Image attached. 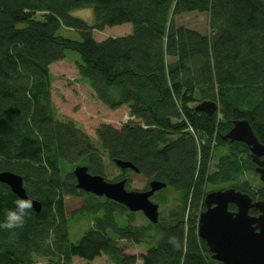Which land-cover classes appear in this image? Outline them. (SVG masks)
<instances>
[{"label": "trees", "instance_id": "obj_1", "mask_svg": "<svg viewBox=\"0 0 264 264\" xmlns=\"http://www.w3.org/2000/svg\"><path fill=\"white\" fill-rule=\"evenodd\" d=\"M82 7L92 8L93 24L71 15ZM195 11L208 13L206 33L176 24ZM125 23V35L93 38V30ZM66 50L79 54V79L95 97L109 109L127 106L132 120L101 123L93 140L58 116L50 66ZM204 100L217 104L212 115L195 109ZM239 119L264 144V0H0V172L20 175L40 203L22 227L0 229V264L101 254L112 264H222L197 232L205 195L231 187L264 201V183L245 177L257 175L248 147L221 138ZM116 159L136 167L143 190L151 180L166 184L153 194L157 222L76 188L74 166L105 178ZM122 171L113 181L134 172ZM67 197H81V206L69 213ZM17 198L0 182V220ZM79 219L89 225L72 242L69 224ZM120 241L147 248L128 254Z\"/></svg>", "mask_w": 264, "mask_h": 264}, {"label": "water", "instance_id": "obj_2", "mask_svg": "<svg viewBox=\"0 0 264 264\" xmlns=\"http://www.w3.org/2000/svg\"><path fill=\"white\" fill-rule=\"evenodd\" d=\"M195 109L212 115L217 104L212 100H204ZM221 138L232 142L239 141L248 147L250 158L256 164L254 171L264 183V144L257 140L248 121H233L231 128ZM114 163L121 170L129 168L137 171L130 161L116 159ZM72 174L76 188L118 202L131 212H142L150 222L158 221L159 205L151 197L165 187L164 182L151 180L146 190H127V178L108 181L101 175L89 173L83 165L74 166ZM0 182L6 184L19 198H29L20 175L1 171ZM32 200L33 209L38 212L40 203ZM230 204L236 209L229 210ZM204 205L205 209L198 218L197 232L213 260L222 264H264L263 200H255L248 193L228 187L208 192L204 197ZM251 208L256 209L258 214L251 215Z\"/></svg>", "mask_w": 264, "mask_h": 264}, {"label": "rangeland", "instance_id": "obj_3", "mask_svg": "<svg viewBox=\"0 0 264 264\" xmlns=\"http://www.w3.org/2000/svg\"><path fill=\"white\" fill-rule=\"evenodd\" d=\"M71 15L84 20L88 25L93 24L94 16L91 7L77 8L71 11ZM177 25L195 29L201 33L207 32L208 13L206 12H188L178 15L175 19ZM131 30V24L125 23L105 27L103 30H93V38L101 41L108 37H118L125 35ZM59 33L63 36L70 37L75 40L82 38L81 33L67 27H61ZM66 56L63 60L52 63L50 71L51 80V95L58 116L63 120H71L95 140V130L101 123L110 124L113 127L119 128L122 124L132 117L128 113L127 106H121L116 109H109L103 105L94 95L90 87L79 79L75 61L79 60V54L72 50H66ZM224 153V152H223ZM122 170L115 164H107L105 167V180L113 181L115 177L122 174ZM254 185H260L261 181L257 175L246 174L245 176ZM128 182L125 188L127 190H143L146 186L145 178L134 172L128 174ZM153 201L155 195L151 197ZM83 199L81 197H67V210L71 211L79 208ZM162 207L161 205H159ZM143 218L140 214L137 215L136 223H142ZM89 221L86 219L77 220V224H69V236L72 242H76L86 228ZM123 246L124 252L128 254L144 253L147 244L140 245L131 244L124 241L119 242ZM36 264H45V259L37 258ZM73 264H112L106 255L101 254L92 261H86L80 258H73ZM135 264H142L140 259H137Z\"/></svg>", "mask_w": 264, "mask_h": 264}, {"label": "clouds", "instance_id": "obj_4", "mask_svg": "<svg viewBox=\"0 0 264 264\" xmlns=\"http://www.w3.org/2000/svg\"><path fill=\"white\" fill-rule=\"evenodd\" d=\"M33 209V200L20 197L14 201V207L10 208L2 220H0V229L13 230L20 228L25 223L28 210Z\"/></svg>", "mask_w": 264, "mask_h": 264}, {"label": "flooded vegetation", "instance_id": "obj_5", "mask_svg": "<svg viewBox=\"0 0 264 264\" xmlns=\"http://www.w3.org/2000/svg\"><path fill=\"white\" fill-rule=\"evenodd\" d=\"M249 156H250V153H249ZM262 159L264 160V157H262ZM254 169H255V167H256V164L254 163ZM257 174V173H256ZM257 176H258V174H257ZM262 183V182H261ZM255 200H260V199H257V198H254ZM236 209V207L233 205V204H230L229 205V210H235ZM249 213L251 214V215H257L258 214V211L256 210V209H254V208H251L250 210H249Z\"/></svg>", "mask_w": 264, "mask_h": 264}, {"label": "crops", "instance_id": "obj_6", "mask_svg": "<svg viewBox=\"0 0 264 264\" xmlns=\"http://www.w3.org/2000/svg\"><path fill=\"white\" fill-rule=\"evenodd\" d=\"M130 31H131V30H130ZM130 31H129V32H130ZM129 32H127V33H129ZM127 33H125V34H127Z\"/></svg>", "mask_w": 264, "mask_h": 264}]
</instances>
